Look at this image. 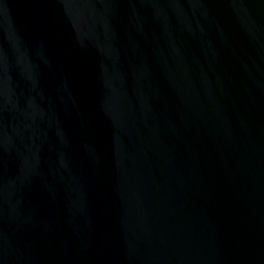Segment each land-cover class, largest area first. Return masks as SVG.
<instances>
[{"label": "water", "instance_id": "water-1", "mask_svg": "<svg viewBox=\"0 0 264 264\" xmlns=\"http://www.w3.org/2000/svg\"><path fill=\"white\" fill-rule=\"evenodd\" d=\"M0 264H264V0H0Z\"/></svg>", "mask_w": 264, "mask_h": 264}]
</instances>
